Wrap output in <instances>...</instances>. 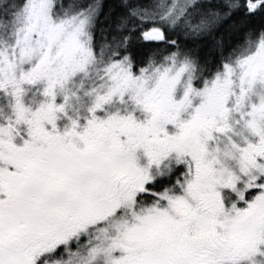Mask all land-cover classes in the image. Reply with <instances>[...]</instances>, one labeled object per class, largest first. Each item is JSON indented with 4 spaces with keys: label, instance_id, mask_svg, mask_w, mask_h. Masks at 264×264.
Listing matches in <instances>:
<instances>
[{
    "label": "snow or ice",
    "instance_id": "6c2138e0",
    "mask_svg": "<svg viewBox=\"0 0 264 264\" xmlns=\"http://www.w3.org/2000/svg\"><path fill=\"white\" fill-rule=\"evenodd\" d=\"M0 264H264V0H0Z\"/></svg>",
    "mask_w": 264,
    "mask_h": 264
},
{
    "label": "trees",
    "instance_id": "16d2710c",
    "mask_svg": "<svg viewBox=\"0 0 264 264\" xmlns=\"http://www.w3.org/2000/svg\"><path fill=\"white\" fill-rule=\"evenodd\" d=\"M106 2H107V0H106Z\"/></svg>",
    "mask_w": 264,
    "mask_h": 264
}]
</instances>
